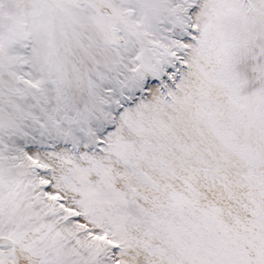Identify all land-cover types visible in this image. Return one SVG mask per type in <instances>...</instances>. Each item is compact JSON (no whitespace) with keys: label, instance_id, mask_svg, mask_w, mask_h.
Wrapping results in <instances>:
<instances>
[{"label":"snow or ice","instance_id":"6c2138e0","mask_svg":"<svg viewBox=\"0 0 264 264\" xmlns=\"http://www.w3.org/2000/svg\"><path fill=\"white\" fill-rule=\"evenodd\" d=\"M0 264H264V0H0Z\"/></svg>","mask_w":264,"mask_h":264}]
</instances>
